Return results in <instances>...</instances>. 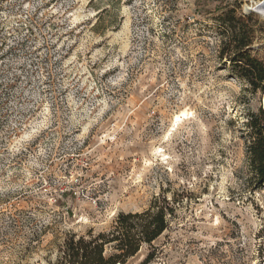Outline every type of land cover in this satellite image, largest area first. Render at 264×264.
<instances>
[{"label":"rangeland","instance_id":"obj_1","mask_svg":"<svg viewBox=\"0 0 264 264\" xmlns=\"http://www.w3.org/2000/svg\"><path fill=\"white\" fill-rule=\"evenodd\" d=\"M256 1L0 0V264H55L155 198L168 228L124 264H262L264 93L220 57L217 19L251 14L264 63Z\"/></svg>","mask_w":264,"mask_h":264},{"label":"trees","instance_id":"obj_2","mask_svg":"<svg viewBox=\"0 0 264 264\" xmlns=\"http://www.w3.org/2000/svg\"><path fill=\"white\" fill-rule=\"evenodd\" d=\"M248 16H236V9L222 11L220 21L223 43L219 55L227 61L250 87L251 93H264V63L252 56L250 45L254 38L253 20ZM252 141L247 149L248 167L252 182L264 187V111L258 109L250 115ZM174 208L165 198H155L142 212L118 213L107 232L77 236L69 234L59 249L55 264H124L139 251L141 245H150L169 225ZM106 248L111 250L106 255ZM152 258L148 254L142 264ZM264 264V247L263 261Z\"/></svg>","mask_w":264,"mask_h":264},{"label":"bare ground","instance_id":"obj_3","mask_svg":"<svg viewBox=\"0 0 264 264\" xmlns=\"http://www.w3.org/2000/svg\"><path fill=\"white\" fill-rule=\"evenodd\" d=\"M251 11L259 15L264 20V0L254 2L253 9H251Z\"/></svg>","mask_w":264,"mask_h":264},{"label":"water","instance_id":"obj_4","mask_svg":"<svg viewBox=\"0 0 264 264\" xmlns=\"http://www.w3.org/2000/svg\"><path fill=\"white\" fill-rule=\"evenodd\" d=\"M254 48H257V47H254Z\"/></svg>","mask_w":264,"mask_h":264}]
</instances>
